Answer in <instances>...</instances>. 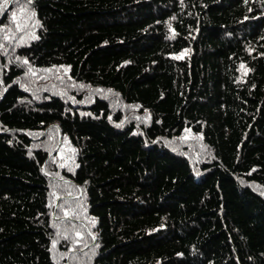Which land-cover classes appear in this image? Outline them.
<instances>
[{
    "label": "trees",
    "instance_id": "obj_1",
    "mask_svg": "<svg viewBox=\"0 0 264 264\" xmlns=\"http://www.w3.org/2000/svg\"><path fill=\"white\" fill-rule=\"evenodd\" d=\"M10 1L0 264H264V0Z\"/></svg>",
    "mask_w": 264,
    "mask_h": 264
},
{
    "label": "rangeland",
    "instance_id": "obj_2",
    "mask_svg": "<svg viewBox=\"0 0 264 264\" xmlns=\"http://www.w3.org/2000/svg\"><path fill=\"white\" fill-rule=\"evenodd\" d=\"M61 73V72H60ZM63 154H65V156H66V158H65V161H68L69 160V158H70V156H71V152H64ZM64 160V159H63ZM62 232V231H61ZM55 252H59L58 250H57V246H56V248H55Z\"/></svg>",
    "mask_w": 264,
    "mask_h": 264
},
{
    "label": "snow or ice",
    "instance_id": "obj_3",
    "mask_svg": "<svg viewBox=\"0 0 264 264\" xmlns=\"http://www.w3.org/2000/svg\"><path fill=\"white\" fill-rule=\"evenodd\" d=\"M4 3L6 4L7 0H4ZM2 8H3V5H0V10H2ZM13 15H15V14H13Z\"/></svg>",
    "mask_w": 264,
    "mask_h": 264
},
{
    "label": "water",
    "instance_id": "obj_4",
    "mask_svg": "<svg viewBox=\"0 0 264 264\" xmlns=\"http://www.w3.org/2000/svg\"><path fill=\"white\" fill-rule=\"evenodd\" d=\"M12 2V0L9 2V4H8V6H7V8H6V11L8 10V8H9V5H10V3Z\"/></svg>",
    "mask_w": 264,
    "mask_h": 264
}]
</instances>
